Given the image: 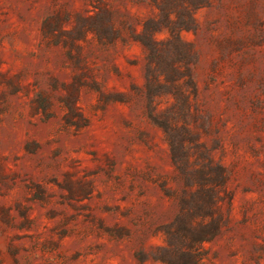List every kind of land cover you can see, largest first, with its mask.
I'll list each match as a JSON object with an SVG mask.
<instances>
[{
    "label": "rangeland",
    "instance_id": "1",
    "mask_svg": "<svg viewBox=\"0 0 264 264\" xmlns=\"http://www.w3.org/2000/svg\"><path fill=\"white\" fill-rule=\"evenodd\" d=\"M0 264H264V0H0Z\"/></svg>",
    "mask_w": 264,
    "mask_h": 264
}]
</instances>
